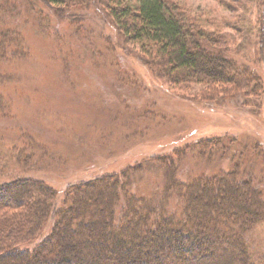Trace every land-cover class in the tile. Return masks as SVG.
<instances>
[{
	"label": "trees",
	"instance_id": "1",
	"mask_svg": "<svg viewBox=\"0 0 264 264\" xmlns=\"http://www.w3.org/2000/svg\"><path fill=\"white\" fill-rule=\"evenodd\" d=\"M258 4L251 30L264 37V0ZM110 28L120 36L115 45ZM27 29L52 39L50 62L65 81L80 68H95L99 87L114 98H88L96 122L83 120L80 129L64 114L47 115L67 145L64 153L49 151L28 129L13 141L8 126L0 128V145L27 165L28 174H13L11 160L0 158V264H86L99 248L101 264H264L253 249L264 245V120L252 110L263 82L258 69L233 55L227 34L208 30L175 0H0V118L7 121L19 122L13 106H25L29 95L24 66L13 64L31 57ZM106 66L111 74L98 75ZM142 87L198 102L203 115L232 125L199 136V128L187 126L166 104L151 101L145 111L131 106ZM99 118H122L123 144L108 149L106 166L71 174L61 193L45 171L77 170L79 159L96 154L100 142L112 144L122 134ZM154 133L162 141H142ZM72 138L78 147L67 144ZM238 189L239 204L232 193ZM71 234L81 239L72 242ZM95 235L101 240H92Z\"/></svg>",
	"mask_w": 264,
	"mask_h": 264
},
{
	"label": "rangeland",
	"instance_id": "2",
	"mask_svg": "<svg viewBox=\"0 0 264 264\" xmlns=\"http://www.w3.org/2000/svg\"><path fill=\"white\" fill-rule=\"evenodd\" d=\"M175 1H178L179 3L186 6L191 11V13L195 15L196 18L201 19V22L206 26V28H208V30H222L225 34H227L230 40L233 41L232 43H230L233 55L241 60L246 61L250 65H253L256 69L259 70L263 82V93L258 101L259 106L256 109L253 108L252 110L256 115H258L261 119L264 120V37L262 33L261 37H258V34L256 32L254 33L251 30L252 27L255 25V21L259 14L258 0H240L239 3L236 0H232L227 1L226 4L220 0ZM91 9H93V7H91ZM99 11L101 12L100 9ZM24 15L28 18V15ZM105 17H107L106 14L103 16L102 13L99 19L103 21V18ZM36 30L27 29L25 32V37L27 39L26 44L31 54V57L27 61H24V63L19 61L13 62V64H16V66L20 64L24 66L23 68H21V70L26 73V77L23 80V84L25 86H28L26 87V89L29 90L28 92L30 96L27 95L25 97V100L27 102L24 101L21 104H27H25V106H21L20 109H17L15 106H13L12 112H18V118H20L19 122L7 121L5 118H0V128L8 126L7 133L9 138L13 141L19 139L20 129H28L33 136L39 138L40 141L43 140L46 142V147L49 151L60 154L66 151L65 149L67 148V145H63V143H61L62 140H60L59 135L56 132L53 133L55 130L53 126L54 123L50 120L51 118H49L47 115L57 113L64 114V116L69 119L68 124L72 125L73 127H77V129H80L85 124L83 120L90 121V119H92L91 121L93 123L96 122L94 120V115H96L97 111L95 109V106L89 103L87 99L97 97L99 98L101 95L107 98H111V96L107 90L99 87V76H96V73L93 72L95 68L91 67V69L89 70V66L80 68V70L76 72V78H72L73 80H71L70 83L65 81V79L61 76V73L59 72V66H54L50 62L49 55L51 50L50 48L52 46V39L43 34L42 31L38 30L37 32ZM107 31L106 33L109 32L114 37L112 43L114 45L117 44L116 42H118L120 39L118 30L110 28L109 31ZM104 39H106V37ZM125 44L129 49L132 48V46L135 47V45L129 42ZM101 47H103L102 44ZM117 54H120V51H118L116 55ZM108 67L109 66H106L105 68L101 67L98 75L111 74L107 72ZM118 67L123 68L124 65H118ZM54 68H56L57 71ZM136 69L141 74L142 72H145L140 66H137ZM146 73L148 74L147 71ZM172 90L176 93H181L179 91H175L174 89ZM140 92H137L139 94H135V96L133 97L131 106H135V108L145 111L151 101L157 102V104L161 106H165L166 104V106L172 107L173 110L176 109L174 110L175 114L177 116L180 115L181 117H179L183 122H188L189 125L187 126L191 127L192 129L194 127L199 128V136H212L215 133H221L225 131L226 128L232 125V123H229L225 120H222L225 123L215 120V116H211L209 114L203 115L198 109V107L200 106L198 102L194 104L192 101H188L187 98L182 99L179 95H174L171 90L170 92L173 93H171V95L159 91L152 92L146 89L144 90V88ZM112 98H114V96H112ZM113 104L116 105L119 110L124 111V105H120L117 102H114ZM202 107L204 108V110H211L210 104L203 105ZM14 108L17 110H15ZM44 110H46L47 113H45ZM248 110L250 109L248 108ZM122 121V118H119L117 120L113 118H107L104 119L103 122V119L99 118L98 122L101 123L104 127L109 128V130H119L122 132V134L116 136L117 139L111 141L112 144L104 145L100 142L95 147L96 154L89 157L83 156L81 159H79V168L77 170H70L68 172L62 168L63 166H60V170L54 169L45 171L50 173V175H47V180L49 181V183L54 185L59 191H61V193H63L64 187H66V184L68 183L67 179H71V174H78L79 171L91 169L97 164L102 167L103 165L106 166L108 163H110V161L103 162L104 159H107V157H110L112 154L110 152L111 150L109 151L108 149H111L112 145L113 150L117 149L123 144L125 139V135L123 133L124 130L123 128H121L123 123ZM150 125L154 128H156L155 126H158L155 123H151ZM183 132H186V130ZM180 133L181 132H179L177 135L170 134L168 137L164 138V141L168 142L172 138L178 137ZM185 134L188 135L187 132ZM191 134L192 132L190 133V135ZM189 136L184 137L189 138ZM259 137L262 139L261 135H259ZM147 138V141L144 139H142V141L147 142L149 143V145L152 146H154L155 143L161 140V138L157 134L151 135ZM53 142L54 144L56 143L61 146H58V148L56 149L53 146ZM77 143L78 140L72 138V141L67 144H76V147H78ZM80 150H82L81 152L83 153H89L88 149H86L85 147H81ZM135 150L137 149L135 148ZM2 157L11 160L13 174L20 172L19 176H28V174L25 173L27 165H20V163L13 160L15 156L13 155L12 150L8 148L7 145H0V158ZM75 171L78 172L75 173ZM258 171L259 170H257V172ZM82 174L84 175V173ZM43 175L44 173H39L40 177H43ZM77 177H79V175H74V178ZM250 182L252 184L255 183L252 180H250ZM255 185L257 186V188H260L256 183ZM238 190L237 193L232 191L235 199L237 198V204H239V194H241V191ZM239 207L244 208L246 206L240 205ZM92 216L95 220V216ZM83 217L85 219V216ZM70 239L72 242H77L81 238L79 237V235L76 234L70 236ZM91 239L95 241L101 240L100 236L97 235L91 237ZM254 248L257 252L256 258L259 261H262L264 256V245L260 243L257 247L253 246V249ZM154 261L155 263H158L159 259L155 258ZM103 263L109 264L107 259L105 261L103 260Z\"/></svg>",
	"mask_w": 264,
	"mask_h": 264
},
{
	"label": "bare ground",
	"instance_id": "3",
	"mask_svg": "<svg viewBox=\"0 0 264 264\" xmlns=\"http://www.w3.org/2000/svg\"><path fill=\"white\" fill-rule=\"evenodd\" d=\"M114 253H115V250H113V255ZM101 254H102V249L99 248V253L97 255L90 256L85 259L86 264H101L100 263ZM126 254H129V253H126Z\"/></svg>",
	"mask_w": 264,
	"mask_h": 264
}]
</instances>
